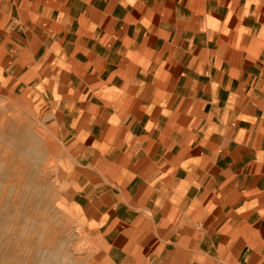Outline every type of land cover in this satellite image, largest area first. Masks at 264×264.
Here are the masks:
<instances>
[{
    "label": "crops",
    "instance_id": "0c3cea01",
    "mask_svg": "<svg viewBox=\"0 0 264 264\" xmlns=\"http://www.w3.org/2000/svg\"><path fill=\"white\" fill-rule=\"evenodd\" d=\"M0 96L71 158L99 264H264V0H0Z\"/></svg>",
    "mask_w": 264,
    "mask_h": 264
},
{
    "label": "rangeland",
    "instance_id": "374dc122",
    "mask_svg": "<svg viewBox=\"0 0 264 264\" xmlns=\"http://www.w3.org/2000/svg\"><path fill=\"white\" fill-rule=\"evenodd\" d=\"M74 166L24 100L0 96V264H99L71 203Z\"/></svg>",
    "mask_w": 264,
    "mask_h": 264
}]
</instances>
